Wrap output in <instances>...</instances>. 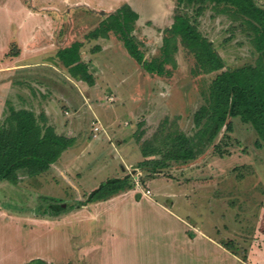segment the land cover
I'll return each instance as SVG.
<instances>
[{"label":"rangeland","instance_id":"rangeland-1","mask_svg":"<svg viewBox=\"0 0 264 264\" xmlns=\"http://www.w3.org/2000/svg\"><path fill=\"white\" fill-rule=\"evenodd\" d=\"M258 2L264 5V0ZM124 3H129L139 13L133 34L147 58L161 55L167 29L171 28L176 14L185 12L197 18L199 29L213 41L215 48L226 60V67L254 62L258 56L247 32L236 26L237 22L232 21L226 13H217L211 5L197 15L198 5H184L179 0H0V48L5 45L0 59L3 62L0 63L5 67L9 65L8 69L13 68L14 56L21 47L15 39H11L12 34L18 32L22 36L28 33L29 22H32L27 15L29 11L40 13L42 17L51 16L47 20L51 21V32L45 28L48 33L39 35V41L46 42L49 48L43 56L47 65L56 60L58 49L75 40L84 41L81 53H84L87 62L91 61L94 57L92 50L99 48V44L87 34ZM32 28L31 24L30 30ZM176 39L178 41L179 38ZM121 41L113 32L108 39L102 40V45L108 48L107 55L114 58V62L110 58L107 62V58L99 55L103 65L100 72L96 73L98 80L94 85L102 91L96 96L97 102H103L101 98L110 102L103 108L109 113L114 110L117 123L125 130H134L133 137L139 146L144 140L152 139L160 128L167 132L179 130L189 136H196L198 127L195 125L194 114L205 102L207 89L216 73H193L197 60L180 43L173 54L174 62L170 61L166 65L168 72L164 75L152 74L141 67L124 44L121 45ZM177 41L172 39L171 44L175 42L177 45ZM47 65L35 66L36 69L32 70L34 73L30 72L28 76L27 70L13 72L9 69V78L7 74L4 76L12 84L5 87L7 99L1 119L7 111L8 103L16 108L25 107L28 103V91H23V82L17 80L26 83L27 77L34 75L51 77L52 82L58 84L57 76H52L55 70ZM73 85L84 93L89 90L85 82L80 80H73ZM18 90L26 92V96ZM70 106L62 102L60 107L65 109ZM91 107L84 106L79 116L75 112L69 116L76 119V132H84L94 123L96 116ZM59 114L64 118L62 111ZM229 120L233 122L232 131L227 133V125L223 126L215 140L211 144L207 143L191 162L194 164L184 172V177L180 175L181 171L175 172L181 176L177 180L188 182L186 186L178 185L177 190L189 191V219L196 226L197 239L198 236L207 237L201 243V250L198 242L194 256L193 253L189 256L183 253L178 264H238L231 256L232 253L227 255L217 245V242L222 241L233 245L232 251H237L238 256L244 258V264H264V258L259 261L254 258L258 251L264 250V233L260 230L264 212V145L256 144L258 135L249 123H244L240 117H230ZM226 133L229 144H220ZM122 135L127 137L128 134L124 132ZM138 135L141 137L140 143L136 141ZM101 136L93 142H96L97 148L90 147L92 155H103L104 159L112 161L111 166L117 165L118 171H121V156L130 157L127 160L129 165L135 161V157H139L135 151L137 144L133 151L128 145L116 150L105 132ZM71 150L66 149L61 156H71ZM54 172L48 170L40 175L28 176L22 169L19 171V182L0 181V264H33L35 261H31V258L38 256L44 259H39L36 264H78L76 262L81 259L82 247L85 253L81 264H109L110 257L118 264H173L170 242H150V239L140 234L133 238V230L126 233L127 228L119 226L116 230L121 237L133 239L117 241L113 245L100 244L98 252L102 251L101 256L93 260L92 252L87 251L94 240L98 241L100 233L96 226L99 223L94 224L87 218L89 223L82 224L80 220L85 219L89 213L86 205L95 200L83 203L89 197L87 189L73 186L72 180H63ZM92 173L89 169L83 173L90 184L100 178L99 173ZM130 175V178H126L130 185L144 188L145 183L148 185L149 177H139L135 171ZM53 177L58 181H54ZM154 185L159 187L157 182ZM81 230L83 243H76L75 233L79 234ZM57 244H64L61 247L62 253L58 251L61 249ZM106 251L110 254L103 255Z\"/></svg>","mask_w":264,"mask_h":264},{"label":"trees","instance_id":"trees-1","mask_svg":"<svg viewBox=\"0 0 264 264\" xmlns=\"http://www.w3.org/2000/svg\"><path fill=\"white\" fill-rule=\"evenodd\" d=\"M179 3L198 5L197 15L208 5L217 13H226L232 21L237 22L236 26L247 32L258 56L254 62L226 67V60L213 41L199 29L197 18L185 12L176 14L171 28L167 29L163 37L162 56L147 58L133 34L139 13L129 3H124L105 16L87 36L108 37L110 33H115L129 54L147 72L166 74V65L174 62L173 54L181 43L197 60L193 73H216L207 89L205 102L194 114L198 127L196 136L179 130L167 132L160 128L152 139L141 143L143 156H154L143 160L141 165L171 166L173 162L186 163L196 158L207 143L215 140L223 126L227 125V133L233 130L230 117H240L244 123L254 127L258 135L256 144L264 145V5L258 0H179ZM172 39L177 41V45L175 42L171 44ZM82 45V41L75 40L59 49L57 56L72 76L94 84L88 64L81 59ZM6 110L0 120V181L19 182V171L22 169L28 176L46 172L75 143L73 136L58 133L53 125L47 124L42 114H37L33 109L16 108L8 103ZM227 133L220 144H229ZM137 137L140 139V135ZM127 185L131 186L126 177L108 180L93 190L83 203L110 197ZM260 230L264 233V212ZM223 243L232 249L230 242Z\"/></svg>","mask_w":264,"mask_h":264},{"label":"crops","instance_id":"crops-1","mask_svg":"<svg viewBox=\"0 0 264 264\" xmlns=\"http://www.w3.org/2000/svg\"><path fill=\"white\" fill-rule=\"evenodd\" d=\"M37 14L35 11H29L27 13L28 18L32 19V22H29L28 33L25 32V34L19 36V33L16 32L12 34L13 37L11 38L15 39V41L20 45L19 47H21V49L14 56L15 59L13 60L14 63L12 64V66L10 65L13 68L9 69L13 70V72L27 70V76L30 72L34 73L32 72V70L34 71L36 69L35 66L45 67L47 65L46 59L43 56L47 54L49 48L45 44V40V43L39 41V35H45L48 33L45 31V28H47L51 32V21H47L49 20V18L51 19V16L48 15L46 17H42L40 16V13ZM45 22H47V24L49 25H47ZM31 24L33 26L32 30H30ZM108 37H90V39H93L95 43L99 44V48L95 47V49L92 50V55L94 56L92 59L93 61L91 60L87 62L84 59V53H81V59H84L83 61L88 64L89 70L93 74L94 84L95 81L97 83L98 80V78L96 77V73L100 72V69L103 65L100 61L101 56L99 55H102L103 58H107V62L109 58L111 62H114V58L107 55L106 51L108 50V48L102 45V40L108 39ZM80 41H82L84 45V41ZM122 43L123 42L121 41V45ZM4 46L0 48V59L4 54ZM82 46L80 48V51L82 50ZM120 51L123 52L122 49H120ZM26 56L28 57L27 59L24 58ZM56 57V60H52V62L48 65L55 70L53 71L54 73H52V76H57L53 77L58 78L56 79V81H58V84L53 83L51 77L45 78L34 75L27 77L26 83L23 80H17V82L19 83L23 82V86H21V88H23V91H28V103L25 106L26 108L33 109L37 114H42L45 117V121L47 122V124L53 125L58 133L75 137V143L68 148L72 149L71 156H67L65 158L60 156L48 170L57 172L60 176L59 178H62L63 180L70 179V182L72 180V182L74 183L73 186L77 185V188H86L87 195H90L93 190H95L102 183H105L108 180L120 179L125 177L130 178L131 172L133 173L134 171L139 177L142 176V178L145 179L149 177L148 185L145 183V188L141 187L140 185H136L135 187V185L132 186L131 184V186L128 185L127 187L111 195L110 197L95 200L91 204L86 205L89 213L87 214L85 219L83 218V220L80 221L83 222L82 224H84L85 222H88L87 218H89V220L93 221V223L98 222L99 224H97L96 227L98 229V233H100L98 241L94 240L90 248L91 250L89 249L87 253L92 252L93 260H95L96 258L99 259V256H101L102 253V251L98 252V250L100 249V244L105 243L113 245V243H116L117 241H128L129 239H133L134 235L140 234L141 237L144 236V238L150 239V242L158 243L162 240L170 242L172 248L171 252L173 255V264L179 263V259L183 255V253H186L188 256L190 253H193L194 256L196 244L200 242L199 248L201 250V243L203 241L205 242L207 237L202 238L201 236H198L197 239V235L195 233L196 226H193L189 219V191L181 189L177 190V187H179L178 185L186 186L188 185V182L177 180V178L181 176L175 174V172L181 171L180 175H183L187 169L193 166L194 163L191 162L194 161L195 158L189 160L186 163L173 162L171 166H163L167 167L165 169H160L163 167L141 165V162L143 160H145L146 158H153L154 156H143L142 149H140L141 144L139 146L138 143H136L134 140V130H125L123 127H121V125H119L116 121L117 115L114 114V110L110 113L105 111L106 108L104 109L103 107L106 103H110L108 102V100L101 98L103 99V102H97L96 99L98 97L96 96L99 95L100 91H102L99 86L96 87L94 84H89L85 80L72 76L71 73L68 72V68L63 64L58 56ZM0 62L3 61L0 60ZM109 66H112V64L110 63ZM8 67L9 65L5 67L2 63H0V120L4 112L5 100L7 99L5 87L8 84H12L10 79H8V75H10V70L8 69ZM56 73H59L60 75H57ZM5 74H7L6 76H8V78L4 76ZM73 80H80L82 82H85L89 90H86V92L84 93L81 92L79 88H74ZM7 87H9V85ZM18 91L19 93H22L26 96V92L24 93L22 91L20 92V90ZM62 102L63 104L67 103L71 106L69 108L61 109L60 106L62 105ZM93 103H95V106L93 105ZM86 105L92 106V113L95 114L96 119H94L95 121L91 124V127H89L88 129L86 128L84 132L80 130L76 132V119L69 116H71L74 112L75 114L77 113L78 116L81 115L82 109H84V106ZM60 111H62L64 118H62L59 114ZM115 113L118 114L116 111ZM96 124H99L101 126L98 131L94 130V126ZM126 124L128 123L126 122ZM102 132H105L108 140H110L112 146H114L116 150L121 146L128 145L133 151L135 145L137 144L138 146L137 148H135V151L137 150L136 154L139 157H135V161L133 163H130L129 165L127 163V160H129L130 157L121 156V162L119 163L121 171H118L117 165L111 166L112 161L104 159L103 155L98 156L95 153L92 155L90 147L93 149L97 148V144H95L96 142H93L98 141L102 137ZM124 132L128 134L127 137H124L122 135V133ZM91 139H93V141H91ZM140 139L137 138L136 141L140 143ZM130 147L128 148L129 150ZM128 152L129 151L127 150V153ZM88 169L90 171H93L92 174L96 175L97 173H99L98 177L100 178L98 179V181H96V183L90 184L89 179L84 177L83 173L86 170L88 172ZM53 180L56 181L57 178L53 177ZM154 182H157V186L159 187H155ZM146 189H150L151 193H146ZM80 210L84 215V210L82 208ZM185 211H187L186 214H184ZM75 223L76 225H78L77 222ZM118 226L119 228H127V230L125 231L126 233L132 232L133 230V238L126 239V236L121 237L118 233ZM116 228L118 229L116 230ZM75 237L76 243H83L82 230L79 234L75 233ZM77 239L79 241H77ZM223 242L224 241L217 242V245L222 247L227 255L229 252L232 253L233 255H231L230 253L229 254L237 261L238 264H244V258L239 257L237 251H232V249L227 248ZM57 247L61 249V247H64V244H57ZM66 248H68V246H66ZM58 251L62 253V249ZM204 251H206V249ZM84 253L85 251L82 247V250L80 251L81 259L79 258L78 262L76 263L81 264L80 261L84 260L82 256L84 255ZM105 254L109 255L110 253L107 252L103 255ZM254 258L257 261H259L260 258L263 259L264 250L258 251V254H255ZM109 259V264H118L113 262L111 257Z\"/></svg>","mask_w":264,"mask_h":264},{"label":"built area","instance_id":"built-area-1","mask_svg":"<svg viewBox=\"0 0 264 264\" xmlns=\"http://www.w3.org/2000/svg\"><path fill=\"white\" fill-rule=\"evenodd\" d=\"M100 128H101V126H100L99 124H96V125L94 126V130H96V131H98ZM145 192H146V193H151V190H150V189H146Z\"/></svg>","mask_w":264,"mask_h":264},{"label":"flooded vegetation","instance_id":"flooded-vegetation-1","mask_svg":"<svg viewBox=\"0 0 264 264\" xmlns=\"http://www.w3.org/2000/svg\"><path fill=\"white\" fill-rule=\"evenodd\" d=\"M41 259H44V258H42V257H33V258H31V261H35V262H33V264H36V262H39ZM29 263V262H28Z\"/></svg>","mask_w":264,"mask_h":264},{"label":"water","instance_id":"water-1","mask_svg":"<svg viewBox=\"0 0 264 264\" xmlns=\"http://www.w3.org/2000/svg\"><path fill=\"white\" fill-rule=\"evenodd\" d=\"M165 168H167V167H163V168H160V169H165Z\"/></svg>","mask_w":264,"mask_h":264}]
</instances>
